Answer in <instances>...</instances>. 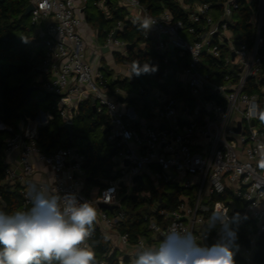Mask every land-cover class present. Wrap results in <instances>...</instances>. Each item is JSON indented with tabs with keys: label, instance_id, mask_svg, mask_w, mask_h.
<instances>
[{
	"label": "built area",
	"instance_id": "built-area-1",
	"mask_svg": "<svg viewBox=\"0 0 264 264\" xmlns=\"http://www.w3.org/2000/svg\"><path fill=\"white\" fill-rule=\"evenodd\" d=\"M23 1L33 7L30 22L43 42L32 82L56 101L50 110L22 118L15 129L0 123L7 134L0 185L18 191L19 209L31 207L30 184L88 201L97 210L94 225L109 243L96 264H131L141 244L154 245L173 225L191 230L210 246L219 239L216 231L203 239L211 212L220 208L230 217L242 212L233 224L238 237L234 258L254 264L257 244L264 239V121L249 118L248 111L253 102L264 109V0L215 5L175 0L182 18L165 8L152 14L141 0H115L124 21L116 22L103 44L90 35L92 51L87 34L93 31L87 22L90 0ZM92 5L110 18L108 0H93ZM244 8L252 29L248 43L237 30V13ZM128 23L144 29L163 65L180 66L168 84L153 77L164 90L147 86L145 75L134 93L108 88L111 81L135 79L129 66L113 62L114 54L127 55L129 44L111 36ZM147 42L138 44L140 50ZM103 48L111 58L108 71L100 61ZM120 97L145 100L147 115L140 117ZM91 98L95 112L108 118L107 142L117 148L112 179L94 191L86 187L85 158L77 148H57L46 155L37 145L40 130L56 118L62 127L73 128L80 104ZM137 177L142 182L134 181ZM165 187L176 190L174 203ZM123 199L147 207L142 213L135 207L131 218ZM100 204L112 210L100 209ZM135 216L145 230L132 239L123 228ZM259 264H264V255Z\"/></svg>",
	"mask_w": 264,
	"mask_h": 264
},
{
	"label": "trees",
	"instance_id": "trees-1",
	"mask_svg": "<svg viewBox=\"0 0 264 264\" xmlns=\"http://www.w3.org/2000/svg\"><path fill=\"white\" fill-rule=\"evenodd\" d=\"M93 1V0H90ZM186 3H210L220 4L225 0H183ZM141 2L150 10V13L155 14L163 8L172 11L177 18H182L183 15L178 11V6L175 0H141ZM26 8V3L23 0H5L0 4V123L4 127L16 128L18 122L24 117H34L38 104L34 105L35 111L24 112V105L32 102V93L39 89L34 87L32 82V73L37 69L41 59V52H35V46L40 42L36 37H18L16 32L20 30V24L24 23L25 17L23 12ZM108 8L110 18H106L103 14H89L87 11V22L97 30V41L104 43L108 34L113 29L116 22L124 21L122 11L116 8L112 0H108ZM237 15L240 18L238 31L243 35L244 43L249 42L252 29L249 24L250 12L244 8L239 10ZM20 38L24 40L22 46L13 43L12 39ZM117 38L129 45L135 44L132 50L128 49L127 55L122 57L114 54L113 59L115 64L127 65L134 72L139 71L144 65H148L151 74L145 75L147 82L152 83L153 87H158L164 90L162 85L157 84L153 77L162 79L166 84L171 82L173 73L180 69L176 65H163L162 57L154 50L145 39V31L139 25L127 24L124 29L118 33ZM31 42V43H30ZM146 43L143 50L137 49L140 43ZM16 71L20 77L14 87L9 85V79L12 71ZM139 82L137 80H114L109 82L108 88L113 92L115 89L125 93L136 92ZM28 88H33L32 93L24 99L25 92ZM40 90V89H39ZM44 98L48 96L44 95ZM121 103L128 107L146 109V101L137 100L134 98H119ZM52 102L49 110L54 105ZM47 109V110H48ZM75 123L78 124L77 128ZM109 121L105 114L93 113L90 100H85L79 106L78 114L73 123V134L69 135L63 129L58 118L51 122L47 127L40 130L37 145L43 154L49 155L57 148H77L78 152L84 156L85 163L83 169L87 178L91 180L86 183L89 187H102L104 181L112 179L113 172V157L117 152V148L107 142ZM105 131V133H104ZM7 138L4 131H0V183L4 179L6 166L4 164L3 143ZM86 141L80 145L79 141ZM0 211L11 212L20 208V197L17 190H10L0 185ZM132 200V201H131ZM126 200L124 205L127 213L132 218L134 208L138 203L136 200ZM145 228L143 222L135 216V219L130 224H127L123 231H128L132 239L135 234H143ZM241 243V242H240ZM90 245L95 252V256L106 253L109 250V243L100 234L98 228L93 226V233L90 240ZM257 252L254 255V264H259L264 255V239L260 238L257 244ZM236 264H240L239 259H235Z\"/></svg>",
	"mask_w": 264,
	"mask_h": 264
},
{
	"label": "clouds",
	"instance_id": "clouds-1",
	"mask_svg": "<svg viewBox=\"0 0 264 264\" xmlns=\"http://www.w3.org/2000/svg\"><path fill=\"white\" fill-rule=\"evenodd\" d=\"M149 70L144 65L133 73ZM248 116L264 121V109L253 102ZM27 195L31 207L0 211V264H96L88 243L97 219L96 208L88 201L80 202L75 194H52L43 185L30 184ZM238 217L239 213L230 217L220 208L211 212L203 239L212 231L219 239L210 246L191 230L173 225L154 245L141 244L131 264H236L238 237L233 224Z\"/></svg>",
	"mask_w": 264,
	"mask_h": 264
},
{
	"label": "rangeland",
	"instance_id": "rangeland-1",
	"mask_svg": "<svg viewBox=\"0 0 264 264\" xmlns=\"http://www.w3.org/2000/svg\"><path fill=\"white\" fill-rule=\"evenodd\" d=\"M26 6H27V3H26ZM88 13L89 14H92V15H97V10L93 7L92 1L89 2ZM19 26H20V30L18 32H16V35L18 37H22L23 36L25 38L26 37H28V38H34L38 34V28L33 27L31 25V22H30V18L29 17L25 18L24 23L20 24ZM90 37L91 36L89 35L88 39L91 42V38ZM38 40H40V42L38 44H36L34 50H35L36 53L41 52V58H42V56H43V42H42L41 39H38ZM93 48H94L93 47V43L91 42V44L88 45V49H89V51H92ZM40 62H41V59H40ZM117 70L118 69H114V71H117ZM11 71H12V75H11V77L9 79V85L11 87H14L20 77L17 75L16 71H14V70H11ZM145 80H147V79L145 78ZM149 83L150 82H147L146 85L147 86L148 85L149 86H152V83H150V84ZM31 99H32L31 100L32 102L24 105V107L22 108V111H24V112H32V111H35L34 105L37 103L39 105L38 106L39 108L36 110L37 111L36 114H37L39 110L46 111L49 108V106L51 105V103L56 101V99L53 98V97H51V96H48V98H44V95L42 94V92L39 89H36L32 93ZM77 127H78V124L75 123V127L74 128H77ZM85 142L86 141H84V140L83 141L80 140L78 143L80 145H83ZM86 187H87V189H90L91 188L88 185ZM92 189H94V188H91L90 190H92ZM144 189H145V191H147L148 190L147 189V186ZM168 193L171 194V196H172V202L174 203V201H176V195H177L176 190L174 188H172V187H165L164 188V194H168ZM239 206L241 207L240 204H239ZM146 207L147 206H144V205H141L140 204L137 207V211H139V212L142 213V212H144V210H145ZM246 219H247V217H246Z\"/></svg>",
	"mask_w": 264,
	"mask_h": 264
},
{
	"label": "water",
	"instance_id": "water-1",
	"mask_svg": "<svg viewBox=\"0 0 264 264\" xmlns=\"http://www.w3.org/2000/svg\"><path fill=\"white\" fill-rule=\"evenodd\" d=\"M5 0H0V4L4 3ZM33 7L31 5H27L24 12H23V17L27 18L29 17V14L30 12L32 11ZM113 39H116L117 37V31H114L112 36H111ZM12 42L13 43H16L20 46H22L24 44V40L20 39V38H14L12 39ZM31 43V42H30ZM135 47V44H131V45H128L127 46V49L129 50H132L133 48ZM106 49L103 48L102 49V52H105ZM151 74V71L149 70L148 72H141L139 75L135 74V79L140 83L142 84L143 83V76L144 75H149ZM33 91V88H28L25 92V95H24V99H26ZM90 103H91V106H92V112L95 113V100L93 98L90 99ZM63 129L66 130V132L69 134V135H72L73 134V128H72V125L70 124H66L63 126ZM105 133V131H104ZM127 165V162L125 163ZM91 179L90 178H87L86 181H90ZM134 181H139V182H142L141 178L140 177H137L134 179ZM1 199H0V203H1ZM99 208L100 209H104V210H109L111 211L112 208L108 205H105V204H100L99 205ZM240 214H242V212H239Z\"/></svg>",
	"mask_w": 264,
	"mask_h": 264
},
{
	"label": "crops",
	"instance_id": "crops-1",
	"mask_svg": "<svg viewBox=\"0 0 264 264\" xmlns=\"http://www.w3.org/2000/svg\"><path fill=\"white\" fill-rule=\"evenodd\" d=\"M112 1L115 3V0H112ZM89 26H91V25L89 24ZM91 28L93 29V31L87 32L88 36L94 34L97 37V30L94 27H92V26H91ZM35 37L38 38L37 35ZM97 43L98 44H103V43H99L98 41H97ZM137 49H140L138 45H137ZM106 53H107V50L105 52H102V57L100 58L101 59L100 61H101L102 65L104 66V70L108 71L109 70V67L108 66L111 65V60H110L111 58ZM113 62H114V60H113ZM108 76H112V72H108ZM122 104H124V103H122ZM136 110H138V114H139L140 117H145L147 115L146 111H141L140 108L139 109H136ZM86 179H87V177H86ZM86 183H88V181H86ZM96 188L97 187H94V189H92L91 191L95 190ZM90 189H88V190H90Z\"/></svg>",
	"mask_w": 264,
	"mask_h": 264
}]
</instances>
